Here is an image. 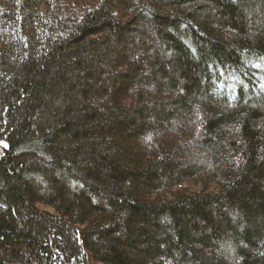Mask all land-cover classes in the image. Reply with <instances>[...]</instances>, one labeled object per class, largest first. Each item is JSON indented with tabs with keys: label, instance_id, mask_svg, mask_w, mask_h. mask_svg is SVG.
Masks as SVG:
<instances>
[{
	"label": "trees",
	"instance_id": "obj_1",
	"mask_svg": "<svg viewBox=\"0 0 264 264\" xmlns=\"http://www.w3.org/2000/svg\"><path fill=\"white\" fill-rule=\"evenodd\" d=\"M0 140V264H264V0H0Z\"/></svg>",
	"mask_w": 264,
	"mask_h": 264
},
{
	"label": "rangeland",
	"instance_id": "obj_2",
	"mask_svg": "<svg viewBox=\"0 0 264 264\" xmlns=\"http://www.w3.org/2000/svg\"><path fill=\"white\" fill-rule=\"evenodd\" d=\"M7 144V142L5 141V140H0V153H1V151H2V148H1V146L2 145H6ZM199 186H195V185H192L191 186V188H198ZM41 208H43V209H46V210H49V211H52V209L51 208H49V207H47V206H42V205H39Z\"/></svg>",
	"mask_w": 264,
	"mask_h": 264
},
{
	"label": "snow or ice",
	"instance_id": "obj_3",
	"mask_svg": "<svg viewBox=\"0 0 264 264\" xmlns=\"http://www.w3.org/2000/svg\"><path fill=\"white\" fill-rule=\"evenodd\" d=\"M256 67H260V65H255Z\"/></svg>",
	"mask_w": 264,
	"mask_h": 264
}]
</instances>
